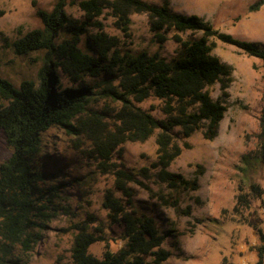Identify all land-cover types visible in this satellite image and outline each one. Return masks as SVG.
Here are the masks:
<instances>
[{"label": "trees", "instance_id": "obj_1", "mask_svg": "<svg viewBox=\"0 0 264 264\" xmlns=\"http://www.w3.org/2000/svg\"><path fill=\"white\" fill-rule=\"evenodd\" d=\"M67 1L58 0L51 12L39 10L42 28L12 44L20 57L43 54L38 81L24 80L17 87L0 76V131L11 151L0 165V264H17L12 259L17 248L30 255L53 218L61 213L73 215L64 202H68L67 189L78 186V180L67 179L64 160L46 152L54 144L49 134L56 130L72 138L77 148L81 139L90 141L88 156L101 174L114 178L116 191L125 199L107 190L102 205L111 224L123 228L125 247L113 252L108 246L102 259L95 257L89 250L101 237L81 223L72 251L75 264H149V258L152 264H165L171 257L163 247L165 236L155 217L135 209L131 184L148 191L161 206L180 211L178 198L154 192L139 178L150 180L155 171L154 178L169 189H198V179L187 181L169 168L190 148L186 141L195 133L201 132L209 142L219 135L227 109L213 100L209 88L219 84L227 96L233 67L213 55L216 42L259 59L263 69L264 45L234 39L196 15L178 14L168 2L158 6L144 0H84L78 4L84 14L78 20L67 15ZM263 6L260 0L250 12ZM107 12L125 39L132 36L131 17L146 16L157 43L164 46L172 41L175 55L168 60L159 52L123 50L121 39L106 33L99 21ZM90 28L98 32L87 38L83 48ZM63 78L73 86L66 87ZM99 94L116 107L92 109L94 96ZM153 97L163 103L164 119L155 118L154 109L140 107ZM259 136L264 158V108ZM152 137H156L157 159L149 168L137 175L115 161L126 143H144ZM260 241L257 264H264V233Z\"/></svg>", "mask_w": 264, "mask_h": 264}, {"label": "rangeland", "instance_id": "obj_2", "mask_svg": "<svg viewBox=\"0 0 264 264\" xmlns=\"http://www.w3.org/2000/svg\"><path fill=\"white\" fill-rule=\"evenodd\" d=\"M57 1L0 0V12L4 13L0 17V76L17 87L24 80L38 81L43 54L20 57L15 54L12 44L27 33L41 29L38 11L51 12ZM82 1H67L66 13L70 18L82 20L84 14L78 5ZM144 1L158 6L168 2L178 14L196 15L234 39L264 45V6L257 12H250V7L260 0H207L209 5L205 0ZM212 1H217L219 6L212 8ZM131 20L130 39L122 37L108 12L99 21L106 33L121 39L125 51L151 55L159 52L168 60L175 55L176 46L172 41L164 46L157 43L146 16L133 15ZM97 32L96 28H90L81 46L85 48L87 38ZM63 38L65 36L60 41ZM213 55L233 67L227 96H223L219 84L209 88L213 100L220 101L227 109L219 135L209 142L204 140L201 132L195 133L186 141L190 148L185 149L169 168L171 173L187 181L198 179V189H169L154 178L155 171L151 172L150 180L139 178L154 192L178 198L180 211L176 212L161 206L138 184H131L135 209L143 215L155 217L160 233L165 236L163 247L171 253L165 264H257V248L262 245L264 158L260 154L259 135L264 108V69L259 59L219 41ZM63 84L73 86L65 78ZM108 104L116 107L99 94L94 96L91 108L100 110ZM162 105L153 97L140 107L147 111L154 109L151 114L161 120L165 118L161 112ZM49 136L54 144L46 150L47 154H55L56 160L62 158L67 165V179L76 178L79 183L67 189L68 202H64L72 208L73 215L61 213L53 218L41 232L32 253L26 256L19 247L12 259L17 264H75L72 251L79 234L78 225L84 222L88 224L89 233L101 237L100 242L90 247L92 255L102 259L108 246L113 252H118L126 245L123 228L111 224L108 212L102 206L107 190L115 191L118 198L125 200L116 191L114 178L101 174L96 161L88 156L91 143L87 139H81L77 148L74 140L62 135L61 130L52 131ZM180 144L183 145L184 141ZM10 155L0 131V165ZM156 159V137L144 143L128 142L115 155L117 163L137 175ZM148 263L152 264V258Z\"/></svg>", "mask_w": 264, "mask_h": 264}, {"label": "crops", "instance_id": "obj_3", "mask_svg": "<svg viewBox=\"0 0 264 264\" xmlns=\"http://www.w3.org/2000/svg\"><path fill=\"white\" fill-rule=\"evenodd\" d=\"M205 2H207V0H205ZM207 4L209 5L208 2H207ZM217 5L219 6V3L217 1H212V5H210V6H212V8H213V7H216Z\"/></svg>", "mask_w": 264, "mask_h": 264}]
</instances>
